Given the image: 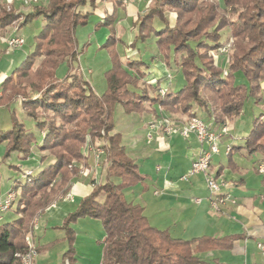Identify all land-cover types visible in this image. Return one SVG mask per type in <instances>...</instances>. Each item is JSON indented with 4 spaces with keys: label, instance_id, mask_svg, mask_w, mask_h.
<instances>
[{
    "label": "trees",
    "instance_id": "1",
    "mask_svg": "<svg viewBox=\"0 0 264 264\" xmlns=\"http://www.w3.org/2000/svg\"><path fill=\"white\" fill-rule=\"evenodd\" d=\"M222 3L223 7L218 0H151L133 21L135 37L129 44L116 35V10L106 14L94 25L95 31L108 29L101 48L108 52L111 64L104 71L107 87L102 93L82 71H77L80 55L90 44L86 41L79 48L78 30L90 23L93 12L88 7L95 9L97 0H49L21 12L1 6L0 36L16 20L18 29L39 17L44 24L35 35L34 50L1 85L0 107L9 109L11 127L0 130V143L6 145L0 163L13 152L26 160L35 147L46 152L41 155L42 161L48 155L52 161L29 174H21V165H14L20 175L12 183L17 200L11 208L17 216L0 223V264H22L32 222L68 190L70 180L78 174V163L87 161V139L106 147L102 158L105 179L95 183L59 225L65 231L62 240L68 243L59 264H76L72 224L84 216L99 219L105 229L102 264H201L198 252L230 248L233 240L240 237L183 238L152 225L144 206L126 199L125 190L141 183L145 175L128 154L122 134L115 131L117 104L128 114L154 116L160 114L156 104L161 110L187 117L198 116V110H203L212 120L207 124L213 128L234 120L248 100H263L264 0ZM168 13L174 14L173 20ZM156 19L161 26L155 25ZM225 28H230L232 51L222 68L219 55L228 41L221 40ZM153 35L165 64L185 79L178 90L166 89L162 93L159 80L156 85L144 82V69L150 63L141 58L123 59L117 49L118 43L137 49L138 43L147 42ZM38 58L41 60L36 64ZM238 72L244 75L245 82L237 81ZM18 109L34 121L35 129L41 133L27 127ZM242 139L241 144L234 143L228 150L227 166L233 170L238 169L234 154L251 157L259 153L264 162V112L253 119L250 132ZM223 169L220 166L216 175ZM60 240L45 246L52 247ZM36 251L39 252L37 247Z\"/></svg>",
    "mask_w": 264,
    "mask_h": 264
},
{
    "label": "crops",
    "instance_id": "2",
    "mask_svg": "<svg viewBox=\"0 0 264 264\" xmlns=\"http://www.w3.org/2000/svg\"><path fill=\"white\" fill-rule=\"evenodd\" d=\"M116 1L97 0L96 8L89 10L97 15V21L116 10V18L113 23L116 34L129 44L135 37L133 21L138 13L144 12L148 8L151 0H121L118 3ZM48 2L49 0L42 1L43 4ZM155 25L161 26L158 19L155 20ZM22 30L23 28L16 29L12 26L8 27L5 34L6 36L10 34L22 35ZM99 31L106 34L108 29L102 28ZM4 38V36H0V90L5 77L11 74L27 55L24 50L25 45L17 49H9ZM156 40L157 37L153 35L147 42L138 43L137 49L118 43L117 49L122 55L119 48L121 44L126 50L124 55L127 57L141 58L150 63V67L144 69L146 73L143 78L144 82L156 85L159 80L160 88L176 90L181 81L180 72H176L165 64L158 51ZM77 70L83 72L81 66ZM18 106L20 107V103ZM154 107L160 114L154 116L151 113H143L150 116V121L143 129H139L138 126H129L126 130H122L123 143L128 154L145 175V179L141 183L125 190L126 199L144 206V212L152 225L161 229H169L177 237L240 235L233 240L230 248L198 252L197 254L203 260L201 264H264V252L258 246L259 243H264V173L259 170V166L264 162L261 160V154L256 153L251 157L234 154L233 160L238 169L233 170L228 167L229 148L234 143L241 144L243 139H236L235 134H232L231 131L237 130V127L231 125L232 121L227 122V131L222 133L219 141L220 152L213 155L211 165L216 173L220 166H224L222 173L217 177L223 184L221 193L225 197V202L221 204V211H217L211 203L212 195L205 176L202 173H197L185 178V170L188 169L201 148L196 135L192 134L185 138L176 134H167L163 126L152 124V121L162 120V117L168 112L161 110L158 104ZM18 116L24 121L23 118L26 115L18 109ZM211 123L212 120L209 121V124ZM28 126L30 130L40 132L35 129L33 120ZM10 127V111L6 107H0V130ZM213 129L218 130L219 127L213 125ZM145 131L150 133L149 140H145ZM43 134L42 132L41 135ZM230 137L229 142H224ZM5 146V143H0V157L5 151ZM36 149L37 147L26 161H22L23 159L17 152H13L6 162L0 164V167L6 166L10 169V174H12L10 178L18 174L19 169L14 165H19V163L21 164V174L27 171L32 172L34 169L28 168L26 164L37 161L39 156L46 153ZM87 155L88 173L76 175L69 182L68 193H71V198H63L49 205L36 218L35 227L31 232L33 243L37 248L43 247L44 250H48L63 245L64 248L60 249V259L63 258L68 247L65 248L67 241L62 240L65 231L59 225L70 212L76 210L80 199L90 192L94 184L103 182L105 179L103 159L101 165L97 167L94 164L93 153L87 151ZM46 161L48 163L52 161L51 155L47 156V160H40L39 164L43 165L47 163ZM12 183L9 182L10 188L2 192L0 200L5 198L11 190ZM16 216L14 209L11 208L2 213L0 219L4 217L12 219ZM72 227L76 233L77 250L80 240L89 239L99 246V254L102 256L106 232L99 219L90 216L80 217L72 224ZM36 239L41 241L38 245H36ZM57 239H61L58 244L56 243L52 247L45 246Z\"/></svg>",
    "mask_w": 264,
    "mask_h": 264
},
{
    "label": "rangeland",
    "instance_id": "3",
    "mask_svg": "<svg viewBox=\"0 0 264 264\" xmlns=\"http://www.w3.org/2000/svg\"><path fill=\"white\" fill-rule=\"evenodd\" d=\"M42 1L43 0H38L37 2L33 3L32 6L36 3H42ZM218 2L221 5V7H223L222 0H218ZM2 5H6L7 10L16 11V12H17V10L20 12L25 11L31 7V6L23 5L18 0H0V8ZM88 9H91V8L88 7ZM168 16L171 20L174 19L173 13H168ZM97 20H98L97 15L92 13L91 17H90V23L86 27H82L78 30V35L80 38L79 48L81 49L83 44L86 41L90 42L89 46H87L85 48V50L83 51V53L80 55V66H81V69L83 70L84 75L90 81L91 85L99 93H102V92H104V90L107 87L106 79L104 77V71L110 66L111 62H110L109 54L106 51V49L101 48V44L106 39L105 32L99 31V30L98 31L94 30V25H95V22ZM18 22H19V20H16L12 24H10L8 27H12V26L17 27ZM43 24H44V22H43L42 17H39V18H36V19L28 22V24L23 27V30L21 31V33H22L23 37L25 38V44H24L25 49L24 50H26L27 54H29L30 52H32L34 50L35 35L39 32V30L41 29ZM8 27L6 28V31H7ZM1 36L5 37L6 34L4 33ZM230 36H231L230 28H225L222 31L221 40L223 42H226ZM119 48H120L121 54L123 53L121 56L123 57V59H126L127 56L124 55V52H126V50L122 47L121 44L119 45ZM224 49L225 50H223V53H221L219 55V56H221L220 62H221L222 68L225 67V63L227 60V54L230 51H232V40H228L226 42ZM214 52L216 54H218V52H216V51H214ZM40 60H41V58H38L36 61V64H39ZM76 65H78V63ZM77 71H79V70H77ZM169 78H170V76H169ZM72 80H73V78L71 77L69 79V81L72 82ZM180 80H181L180 85L177 86L176 90H178L179 88H181L185 84V79H184L182 73H180ZM237 81L238 82H245L246 81L244 75L241 72L237 73ZM159 89L161 92H162L161 89L166 90L163 87H161ZM262 112H264V89H263V100L262 101H260L259 103H256L253 99L248 100L244 105L242 113L239 116H237L234 120H232L231 125L237 127V130H233V131H231V133L235 134L236 139H240V138H242V136H244L250 132V130L252 128L253 119L255 117H258ZM141 115L142 114H128L123 110V108L120 104H117V106L115 108V113H114L115 125H116L115 131L116 130L118 132L121 131L120 133L122 134V130L123 129L126 130L129 126H131V127L132 126L133 127L138 126L139 129H143L144 126H146V124L150 121V116L145 115V114H143L142 116ZM198 116L200 118H202L206 123H209L210 118H209L207 112L200 110V113H198ZM165 118H169L170 124H172L173 126H182V125L186 124V122L189 121V119L191 117H187L186 115L180 114V113H169L168 112L167 115H164L162 117V120L160 119V120L156 121L157 123L155 121H152L153 122L152 124H159V126H163L164 131H165V123H166V122L164 123ZM23 119H24L27 126L30 123H32V119L30 117L24 116ZM227 122H229V120L226 121L225 123H223V125H227ZM144 134H145V140L146 139L149 140L150 133L145 131ZM229 139L231 140V137L226 139V141H224V142H229ZM0 160H1V157H0ZM40 160H41V157L39 156L37 158V161L29 162L26 164V166L28 168H33L34 173H36L44 165L48 164V161H46L47 163L40 165L39 164ZM45 160H47V157ZM22 161H26V160H22ZM192 163H193V161H191V164L188 166V169L185 170V172H184V174H186L185 178L190 176V175L187 176V174L192 169ZM212 163H213V161H212ZM16 164H18V163H16ZM94 164H95V162H94ZM19 165H21V164L19 163ZM83 165L86 166V162L78 163L79 171H78L77 175H82V174L88 173L87 171H85L86 173L80 172V170L82 169L81 166H83ZM182 171H184V169H182ZM10 172H11L10 169L6 166L0 167V195L2 194V192H5V190H8L10 188V185H8L9 182H13L14 179L20 175V174H17L15 176L13 175V177L10 178V176L12 175V174H10ZM11 187H12V185H11ZM9 191H15V190L11 189ZM68 192H69V188L64 194H60L55 200H53L52 203H56L58 200L65 198ZM13 204H12V206H13ZM8 215H7V217H8ZM5 218L6 217H4L3 219H0V223L11 220V219H5ZM35 221H36V219H34V221L32 222L31 229H30V232L28 233L27 238H29V237L32 238L31 232L33 231V229L35 227ZM31 240L33 241V239H31ZM39 242H41V241L39 239H36V245H38ZM62 247L64 248L63 245H58V246H55V247L48 249V250H44L42 247H39L38 248L39 254H36L34 256L32 264H59L62 261V258L60 259V255H61L60 249ZM67 247H68V243L65 246V248H67ZM103 247H104V245H103ZM75 248H76V256H77L76 264H87V263L88 264H100V261L102 264L103 254H102V256H100L101 254H99V252H100L99 246L96 243L91 242L89 239H83V240H80L78 250H77L76 243H75ZM35 249H36V246H35Z\"/></svg>",
    "mask_w": 264,
    "mask_h": 264
},
{
    "label": "built area",
    "instance_id": "4",
    "mask_svg": "<svg viewBox=\"0 0 264 264\" xmlns=\"http://www.w3.org/2000/svg\"><path fill=\"white\" fill-rule=\"evenodd\" d=\"M25 6H32L33 3L37 2L38 0H18ZM17 29V27H15ZM6 44L8 45L9 49H17L22 47L25 44V38L23 35L20 34H10L8 36H5L4 38ZM225 46L221 49V52L223 53V50ZM227 53V52H226ZM162 93L165 92V90L161 89ZM166 122V123H165ZM162 123V122H161ZM160 123V124H161ZM165 123V132L167 134L171 135H180L181 137L188 138L192 134L196 135L198 141L201 144L200 151L198 152L196 158H194L192 163V169L187 174V176L197 173H202L205 176V181L207 183L208 189L211 192V203L213 205V208L217 211H221V204L225 202V197H223L221 191H222V183L218 180V177L216 175V172L212 169V159L213 155L220 152V137L223 132L227 131L226 125H219V129L215 130L209 126L202 118L199 116H194L189 119V121L186 122V124L182 126H173L170 124L169 118L164 119ZM87 151H91L93 153L94 159H95V165L98 167L101 165V161L103 158V155L106 153V147L102 144L95 145L91 142L90 139H87L85 146H84V152L87 153ZM82 169L80 170L81 173H86L87 167L81 166ZM259 170L264 173V164H261L259 166ZM28 174L31 173V171L27 172ZM67 199L71 198V193H67L66 197ZM17 199V192L15 191H9L5 198L0 200V216L2 213L8 211L12 204ZM198 201L200 199H197ZM32 238H27V244H28V250L22 255V264H32L33 258L37 254V251L35 249V245ZM258 246L261 248V250L264 252V243H259Z\"/></svg>",
    "mask_w": 264,
    "mask_h": 264
}]
</instances>
